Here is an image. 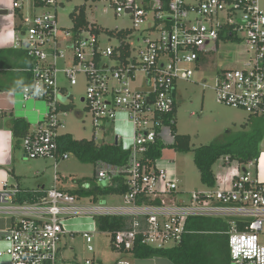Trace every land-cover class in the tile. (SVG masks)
<instances>
[{
  "label": "built area",
  "instance_id": "built-area-1",
  "mask_svg": "<svg viewBox=\"0 0 264 264\" xmlns=\"http://www.w3.org/2000/svg\"><path fill=\"white\" fill-rule=\"evenodd\" d=\"M27 1L12 0V15L16 17ZM32 1L44 11L21 17L12 47L25 51L33 62L31 81L21 91L24 101L43 102L47 114L23 139L22 149L29 159L69 158L60 153L58 138L60 116L65 114L60 108L68 106L73 95L60 80L73 87L83 77L92 140L116 144L129 155L123 165L96 164L95 186L126 192L108 196L119 198L122 206H107L101 195L80 197L56 188L31 205H9L7 213L16 220L0 235V264L4 257L8 264H58L64 237L74 235L65 222L80 217L93 220V232L82 234L90 253L95 251L99 217L129 221L121 231L104 233L122 255H133L138 244L159 250L177 247L194 233L188 229L190 219L200 218L226 224L220 234L228 237L231 264H264V182L252 171L259 159L246 166L237 162L229 188L218 183L193 192L181 191L175 164L161 161L164 150L176 141L178 83L191 82L195 72L217 65L223 47H242L244 58L235 68L218 70L213 88L217 102L264 118L262 0H110L117 16L133 21V29L109 31L112 35L88 21L75 27L80 10L70 16L71 33L59 26L61 0ZM104 39L117 45L106 46ZM201 85L209 87L205 81ZM158 142L164 149L161 157L153 158ZM223 162L232 164L228 157ZM93 188L86 184L80 190ZM19 192L2 183L0 204L13 203Z\"/></svg>",
  "mask_w": 264,
  "mask_h": 264
},
{
  "label": "rangeland",
  "instance_id": "rangeland-1",
  "mask_svg": "<svg viewBox=\"0 0 264 264\" xmlns=\"http://www.w3.org/2000/svg\"><path fill=\"white\" fill-rule=\"evenodd\" d=\"M64 3V9L58 10L59 26L71 32L73 21L71 15L78 11L81 7H86V20L96 27L103 28L108 31H120L133 29V21L130 17L115 14L110 0H61ZM261 6L264 9V0L261 1ZM43 9H38L37 13L41 14ZM72 33V32H71ZM104 45L116 46L115 40L108 41L104 39ZM243 48L232 45L223 47L221 53L216 57L217 65L205 66L206 71L195 72V77L191 82L178 83V111L176 115V128L180 135H188L191 137V152H177L174 148L169 147L164 150L161 161H165L168 157L174 160L176 166V176L178 186L181 191L193 192L203 191L206 186L201 181L200 173L194 162L193 151L204 146H209L213 143L225 140L226 133L232 131L236 133L240 128H228V124L235 115L242 116V122H245L248 115L240 110H235L217 102L215 92L213 90L217 81L218 70L235 68L237 62L242 60L244 56H240ZM205 81L208 88L204 89L201 83ZM60 84L65 87L73 99L70 102V110L60 116L63 124L62 132L69 133L76 140H92L94 137V129L92 126V118L85 110L84 103L81 99L86 93V81L83 77H79L78 85L70 87L63 79ZM43 102L39 104L43 106ZM78 111L83 112L84 118L78 117ZM41 120L47 114V108L41 109ZM23 158V156H22ZM23 160L36 163L40 161L44 169H48L45 176L46 179H27V184H32L33 187L39 181L45 182L47 188L55 184L56 172H59L60 180L56 181L58 189L70 188L78 190L80 187H85L86 184H95V166L92 164H84L74 155H69V160L62 161L58 165L53 159L37 160L23 158ZM57 166V167H56ZM228 167L236 169L238 163H232L230 166H224L223 160H219L215 166V172L221 174L226 173ZM56 168V169H55ZM56 171V172H55ZM255 172V169H252ZM91 182V183H90ZM28 185V186H29ZM224 187V186H222ZM107 206H122L121 200L115 197H108L106 200ZM69 233L73 236H66L62 241L63 258L69 259L73 252L80 254L83 258L88 256V245H86L82 234L93 232V220L85 217L72 218L65 222ZM264 243V240L262 241ZM95 253H90L91 256L96 255L97 258H102L106 263L120 258L123 261H128L130 264L137 263V260L131 256L121 257L112 250L111 238L101 232L94 235L92 243ZM59 258L62 259L60 256ZM60 259V260H61ZM154 262V261H153ZM152 263V262H151ZM58 264H61L60 261Z\"/></svg>",
  "mask_w": 264,
  "mask_h": 264
},
{
  "label": "trees",
  "instance_id": "trees-1",
  "mask_svg": "<svg viewBox=\"0 0 264 264\" xmlns=\"http://www.w3.org/2000/svg\"><path fill=\"white\" fill-rule=\"evenodd\" d=\"M79 14L74 19L75 27L87 25L86 10L79 9ZM75 14V13H74ZM112 35V32L107 31ZM61 111L68 112L70 107L62 106ZM177 109L175 110V118ZM12 132L16 142H21L29 134V125L24 119H12ZM176 141L172 146L177 152H191V137L180 135L176 125L173 127ZM223 141L209 146L200 147L193 151L194 162L200 173L201 181L206 187L212 188L217 184L214 166L219 160L229 158L230 163L238 162L246 166L252 161H257L261 154V144L264 141V118L249 117L246 124L242 125L236 133L228 131ZM61 152L76 156L84 164L96 165L108 163L111 165H123L128 161V153L116 144L100 145L93 140H76L70 134L59 137ZM153 158L162 155L164 147L160 142L156 144ZM120 179H118L119 181ZM94 190L74 191L73 195L87 197L89 195L123 194L125 188L115 189L113 186L96 187ZM44 196L42 191L19 193L20 203H35ZM129 221L122 217H99L97 226L100 232L116 233L126 228ZM227 228L226 224L215 219H190L188 229L194 233L184 237L182 243L170 249H153L144 245H136L133 256L137 259H168L173 264H231L228 237L220 234Z\"/></svg>",
  "mask_w": 264,
  "mask_h": 264
},
{
  "label": "crops",
  "instance_id": "crops-1",
  "mask_svg": "<svg viewBox=\"0 0 264 264\" xmlns=\"http://www.w3.org/2000/svg\"><path fill=\"white\" fill-rule=\"evenodd\" d=\"M38 9L42 10L43 8L41 7L35 8L32 0L27 1L23 9L16 11V17H15L12 15V0H0V188L2 187V183L5 182V184L8 185L9 188L19 190L20 191L19 193L33 192L34 194L35 192L42 191V193L45 195V193L50 189L53 188L58 189V187L56 186L57 185L56 181L60 180L59 172L55 171L56 181L55 184L50 188H47L45 182L43 181L37 182L35 187H33L32 184L30 185L27 184V179H46L45 176L48 173V169H44L43 165L40 164V161H36V163H31L23 160V158H27L22 149L23 139L21 142L15 141L13 137L12 124H11V121L14 118L24 119L29 125V134L32 133L36 129V125H37L36 123L40 121V118L42 116L41 109L42 108L44 109L45 106L43 104V106L40 107L39 103H35V102L26 103L24 101L21 91L31 81L30 73L28 70L32 67L33 62L32 59H30L27 56L25 51L20 49L19 50L14 49L12 47L14 42L15 26L21 23V17L23 15L26 16V15L37 14ZM81 102L84 103L83 98L81 99ZM68 106L70 107V105ZM68 106H64V107H68ZM177 111H178V106H177ZM77 115L81 119L84 118V114L81 111H78ZM248 118L249 116L247 117V119H245V122H242L243 121L241 120L242 116L235 115L228 124L225 123L224 125H226L227 129L231 127L236 129L241 128L242 125L247 123ZM126 131L128 130L126 129ZM65 134H69V133H65L60 130V136ZM60 150H61V146L59 145V151ZM60 153H64V152L60 151ZM37 160H48V159L39 158ZM67 160H69V158L66 160L58 158L57 162L55 160L53 161L54 163H56V165H58L60 162ZM165 161L173 163L174 160H171V158L168 157L167 159H165ZM224 166H230V165L224 164ZM237 169L238 167L236 169H232L228 167L229 172L227 171L224 174H221L219 172L216 173L214 170V173L217 178V184L219 183L222 186L229 188L231 186L232 179ZM243 169L241 170L243 171ZM254 169H255L254 175L256 179L259 180L260 182H264V141L261 144V156L259 157V160L257 161V164ZM94 180H95V176H94ZM91 184L95 185L93 183ZM80 189L78 188V190ZM60 191H64L72 194L74 191L77 190L76 189L72 190L70 188H67L66 190L61 189ZM101 197L103 196L101 195ZM103 198L106 201L108 196ZM31 204L32 203H28V202L20 203L18 201V197L15 199L13 203H9L8 205L0 204V207H5L3 210H0V235L2 231L10 228L16 220V217L7 213L8 210H6V208H8L9 205L26 206ZM101 233L104 234V232ZM63 246L64 245L61 244V249L59 254V257L60 256L62 257V259L59 258L61 264H82L86 260H92L94 262L101 264H116L118 261H121V259L118 258L112 260L110 263H106V261H104L102 258H97L96 255L91 256L92 253L90 254L89 251H88L89 252L88 256L84 258L80 254L73 252L71 258L65 260L62 256L65 250ZM3 248L4 245L0 243V249ZM93 253H95V251ZM118 255L121 257L122 254H118ZM122 256H131L132 258L137 260V263L135 264H173L168 259H164V258L137 259L133 255H122ZM1 262H3L4 264H8V258L4 257L1 260Z\"/></svg>",
  "mask_w": 264,
  "mask_h": 264
},
{
  "label": "water",
  "instance_id": "water-1",
  "mask_svg": "<svg viewBox=\"0 0 264 264\" xmlns=\"http://www.w3.org/2000/svg\"><path fill=\"white\" fill-rule=\"evenodd\" d=\"M243 171H245V169H243Z\"/></svg>",
  "mask_w": 264,
  "mask_h": 264
}]
</instances>
